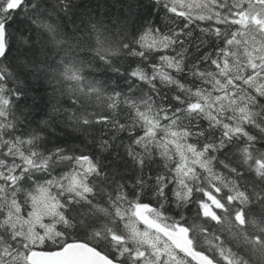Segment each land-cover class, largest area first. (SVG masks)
I'll list each match as a JSON object with an SVG mask.
<instances>
[{"label": "snow or ice", "instance_id": "obj_1", "mask_svg": "<svg viewBox=\"0 0 264 264\" xmlns=\"http://www.w3.org/2000/svg\"><path fill=\"white\" fill-rule=\"evenodd\" d=\"M0 264H264V0H0Z\"/></svg>", "mask_w": 264, "mask_h": 264}]
</instances>
